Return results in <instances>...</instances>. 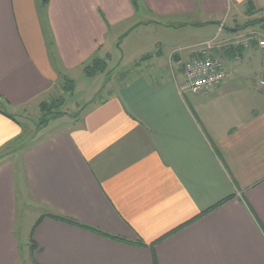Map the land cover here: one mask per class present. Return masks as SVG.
I'll return each instance as SVG.
<instances>
[{
  "label": "crops",
  "instance_id": "1",
  "mask_svg": "<svg viewBox=\"0 0 264 264\" xmlns=\"http://www.w3.org/2000/svg\"><path fill=\"white\" fill-rule=\"evenodd\" d=\"M140 9L158 31L193 43L168 56L160 45L117 89L22 147L29 188L49 208L42 214L126 241L47 216L24 253L8 161L19 148L0 160V264H264V49L229 50L213 92L184 91L181 81L193 47L222 23L224 38L264 31V0H141L138 9L131 0H0V103L16 117L64 87V72L87 75L95 56H110L109 34L120 38L116 28ZM19 121L0 112V151L28 134Z\"/></svg>",
  "mask_w": 264,
  "mask_h": 264
},
{
  "label": "rangeland",
  "instance_id": "2",
  "mask_svg": "<svg viewBox=\"0 0 264 264\" xmlns=\"http://www.w3.org/2000/svg\"><path fill=\"white\" fill-rule=\"evenodd\" d=\"M45 4L43 3V5ZM149 17H152L149 12H146L145 9H140L135 18L126 22L125 25L116 28L125 34L122 33L120 38L114 36L115 32L111 33V35L109 34L108 38L110 42L107 47L110 56L109 58L101 57L108 62L105 71H99L92 75L83 74L82 76H80L82 74L81 68L70 73L64 72L65 74L62 76L63 81L65 78L75 81L72 91H66L62 84H60L59 88L54 89L55 92L53 93L50 92L49 96L43 101L48 103L44 109L41 106L43 102L40 103V106L36 102H33L24 110L16 111L15 115L20 122H24L31 127V129L29 127L30 130L25 137H31L30 140L34 139L35 136L43 138L49 133L60 129L64 123L70 120L68 115L82 110L83 106L95 98V96L99 97V95L102 96L104 93L106 95L108 88H111V90L117 89L119 84H122L126 80L124 79L125 76L130 74L131 71H135L136 66L145 60L142 59L143 56L153 54L155 50L160 48V45L166 56H168L172 49L181 52L183 48L187 47L184 45L193 43L191 38H186L191 37V35L180 32L167 33L162 29L158 31L155 23L144 21L145 18L149 19ZM258 31L264 32L262 30ZM207 33H210V31ZM49 43L51 44V42ZM50 48L53 49L51 46ZM180 48L182 49L180 50ZM53 60L56 65L62 64L57 53L53 55ZM57 98H60L62 102L51 106L52 102ZM60 112H64L65 114L51 118L48 124L44 125L48 116ZM38 126L39 128L36 129ZM30 140L23 147H27ZM24 149L26 148H21L19 154H10L8 161L12 160L15 163V193L18 200V229L16 232L25 253L28 251L27 245L30 241V232L34 222L42 213L48 212L49 208L47 205L36 201L29 188L25 160L23 159L25 154ZM17 155H21V158ZM18 165L19 170H17Z\"/></svg>",
  "mask_w": 264,
  "mask_h": 264
},
{
  "label": "built area",
  "instance_id": "3",
  "mask_svg": "<svg viewBox=\"0 0 264 264\" xmlns=\"http://www.w3.org/2000/svg\"><path fill=\"white\" fill-rule=\"evenodd\" d=\"M223 28L224 23L220 25L216 36L193 47L194 56L184 64L182 80L184 91L198 94L216 90L228 75L225 64L230 49H235L237 54L238 49L249 48L253 42H257L258 46L264 49V32L253 30L224 38L220 35ZM260 83L264 86V79Z\"/></svg>",
  "mask_w": 264,
  "mask_h": 264
},
{
  "label": "trees",
  "instance_id": "4",
  "mask_svg": "<svg viewBox=\"0 0 264 264\" xmlns=\"http://www.w3.org/2000/svg\"><path fill=\"white\" fill-rule=\"evenodd\" d=\"M134 7L135 8H140V4H141V0H131ZM258 21L260 22H264V18H260ZM264 25V24H263ZM264 28V26H262ZM241 49V48H240ZM238 49V50H240ZM230 50H233L234 52H236L235 49H230ZM154 54H147V55H144L142 59H148L150 57H152ZM107 58H109V56H107ZM107 66H108V62L106 61V59L104 58H101L99 56H95L91 62L87 63L85 66H84V71L87 75H92V74H95L99 71H105L107 69ZM64 83V89L66 91H72L73 88H74V83L75 81L73 79H66L63 81ZM97 96H95V98H93L92 101H94V99H96ZM61 99L60 98H57L55 99L51 106H54L55 104L57 103H61L62 101H60ZM60 101V102H58ZM47 102H43L41 103V106H42V109H44L46 106H47ZM0 112H2L3 114L13 118L14 120L17 121V118L14 116L13 113H10L8 110L5 109V104H2L0 103ZM65 114L64 112H60V113H56V114H52L50 116H48L45 120V123L44 125H47L48 124V121L53 118V117H59L61 115ZM20 122V121H19ZM21 123V122H20ZM22 124V123H21ZM39 126L36 128L38 129ZM31 139V137L27 136V137H22L20 138V143L18 146L16 147H13L12 149L10 148L9 150L7 151H0V160L9 155V153H11L13 150H17L19 148H22L29 140ZM230 199V196L227 197L226 199L218 202L217 204L213 205L212 207L208 208L207 210L201 212V214H199L197 217L193 218L192 220L196 219V218H199L203 215H205L206 213L210 212L211 210L215 209L216 207L220 206L222 203H224L226 200ZM51 217V218H54L58 221H61V222H64V223H67V224H71V225H74V226H78V227H82V228H85L87 230H90L92 232H95L97 234H100L102 236H105V237H108V238H113V239H118V240H122V241H126L125 238L123 237H120V236H117V235H114L108 231H105L99 227H96V226H93V225H89L87 223H84L82 221H79L75 218H72V217H69V216H66V215H63V214H60V213H48V214H42L39 219L37 220V222L35 223L32 231H31V236H30V241H31V249L32 251L34 252V250L36 249L37 247V244L35 243V240H34V232H35V229L37 228V226L39 225V223L45 218V217ZM192 220L188 221L185 223L188 224L190 223ZM177 228L173 231H171L170 233H173L174 231H176ZM36 264H40L36 261Z\"/></svg>",
  "mask_w": 264,
  "mask_h": 264
}]
</instances>
